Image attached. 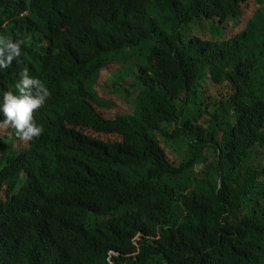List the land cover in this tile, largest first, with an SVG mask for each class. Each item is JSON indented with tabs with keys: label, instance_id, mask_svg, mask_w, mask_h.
I'll return each mask as SVG.
<instances>
[{
	"label": "trees",
	"instance_id": "16d2710c",
	"mask_svg": "<svg viewBox=\"0 0 264 264\" xmlns=\"http://www.w3.org/2000/svg\"><path fill=\"white\" fill-rule=\"evenodd\" d=\"M23 35L0 89L51 94L0 127V264H264V0H0Z\"/></svg>",
	"mask_w": 264,
	"mask_h": 264
},
{
	"label": "clouds",
	"instance_id": "9594fccd",
	"mask_svg": "<svg viewBox=\"0 0 264 264\" xmlns=\"http://www.w3.org/2000/svg\"><path fill=\"white\" fill-rule=\"evenodd\" d=\"M29 41L28 35L17 39L0 36V72L22 55V45L27 46ZM50 94L41 78L29 74L27 65L20 68L12 89H0V127L11 125L15 135L24 141L39 137L43 126L35 121L33 113L44 105Z\"/></svg>",
	"mask_w": 264,
	"mask_h": 264
},
{
	"label": "rangeland",
	"instance_id": "374dc122",
	"mask_svg": "<svg viewBox=\"0 0 264 264\" xmlns=\"http://www.w3.org/2000/svg\"><path fill=\"white\" fill-rule=\"evenodd\" d=\"M241 7H242V10L244 12V20H243L242 24H240L239 27L232 28L230 30L231 36L234 35L236 32H238L239 30L243 29L245 27L246 22L251 18V15L253 16V14H254L253 11L255 10V7H254V5L251 2L249 4L248 3L247 4H243ZM208 32H209V30H208ZM206 35L209 36V33H207ZM104 76H105V70H103V71L100 72V75H99L100 79H99V81ZM113 80H114V78H109V80H108V86L111 85V83H112ZM113 86L114 85L112 83V85L110 86L109 89L110 90L113 89L114 88ZM116 90H118V89L116 88ZM226 90H229L230 91L229 86H227V84H224V85L219 86V87H212L211 84H209L206 87V91H204V98L206 100L210 101V98L208 97V95L210 97H212L214 95H221V94H224ZM110 102L113 103L112 109H105L106 111H102L101 112L103 115L108 116V117L113 116L116 112H119V111H121L123 109L122 106L120 105V103L117 100L110 101ZM115 103H116V105L114 106ZM102 109H104V108H102ZM3 131H4V129L2 131H0V132H3ZM6 131L7 130H5V133H6ZM87 133L90 134L93 137L99 138V139L104 140V141L120 140V137L117 136V135H102V134H97V133L89 132V131H87ZM174 148H175L174 151L171 150L172 151L171 154H172V158H173L172 160L174 162H176V161L178 162V158H180L179 157L180 156V152L182 154H184L185 148L181 144H176L174 146ZM202 167L203 166H199V165L196 166L194 168V172L197 173Z\"/></svg>",
	"mask_w": 264,
	"mask_h": 264
},
{
	"label": "bare ground",
	"instance_id": "6f19581e",
	"mask_svg": "<svg viewBox=\"0 0 264 264\" xmlns=\"http://www.w3.org/2000/svg\"><path fill=\"white\" fill-rule=\"evenodd\" d=\"M18 33V32H17ZM68 49V48H67ZM79 55V54H78ZM44 113V112H43ZM5 131V130H4ZM17 175V174H16ZM21 177V176H20ZM19 179V178H18ZM30 188V187H29ZM27 190V189H26ZM31 190V189H30ZM27 195V194H26ZM28 196V195H27ZM28 202V201H27Z\"/></svg>",
	"mask_w": 264,
	"mask_h": 264
}]
</instances>
